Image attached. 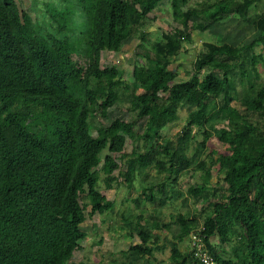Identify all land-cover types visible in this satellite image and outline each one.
Instances as JSON below:
<instances>
[{"label":"trees","instance_id":"16d2710c","mask_svg":"<svg viewBox=\"0 0 264 264\" xmlns=\"http://www.w3.org/2000/svg\"><path fill=\"white\" fill-rule=\"evenodd\" d=\"M162 1L61 0L58 6L46 4L40 22L15 0H0V264H68L86 237L80 228L85 209L90 207L92 216L112 208L97 191L100 175L107 190L119 177L129 187L147 167L163 179L142 188L148 192L144 200H160V207L175 199L174 190L170 198L165 191L182 173H201L189 195L202 204L203 226L197 228L192 214L179 217L169 243L171 264H199L189 245L179 247L191 233L203 239L217 264H264V121L253 122L264 120V82L256 68L264 64V29L241 47L205 44L185 81L177 82L171 67L191 41V31L204 32L231 16L246 20L253 0H197L194 5L166 0L180 28L162 34L143 53L147 65L133 69L131 86L140 92L129 102L137 120L114 119L98 126L95 137L88 130V117H104L122 100L115 84L118 69L101 68V54L118 52ZM262 24L264 16L257 17L254 25ZM259 46L262 54L254 52ZM76 56L86 60L85 66ZM235 100L244 108L241 115L232 106ZM180 109L188 110L185 125L174 140L163 138ZM137 121L144 122L140 134L134 131ZM126 138L136 143L130 154H123ZM211 138L230 153L208 148ZM113 154H121L124 171ZM156 220L136 224L141 243L129 246L124 252L129 260L120 264H150L155 252H163L156 231L169 230L170 223ZM213 237L222 252L212 246Z\"/></svg>","mask_w":264,"mask_h":264},{"label":"rangeland","instance_id":"374dc122","mask_svg":"<svg viewBox=\"0 0 264 264\" xmlns=\"http://www.w3.org/2000/svg\"><path fill=\"white\" fill-rule=\"evenodd\" d=\"M197 0H188L189 5H194ZM20 10H23L29 14V16L40 22L43 13H46V4L53 3L54 5H60L61 0H15ZM262 10L256 8L250 10L246 20H242L239 17L231 16L218 23L207 25L204 32L191 31V41L182 45L181 52L178 60L171 66L174 71L178 73L176 81L187 80L193 70V61L195 58L204 51V45L207 43L215 45L228 44L232 47H241L252 42V40L258 37V31L260 26L254 25L258 13ZM264 14V12L262 13ZM47 22V20H45ZM191 22L201 24L202 22L196 18H193ZM205 25V26H206ZM175 28H180V25L171 17L170 7L166 0L159 3L158 7L148 16V19L144 22L143 27L137 28L135 35L122 43L120 50L116 53L103 52L101 54V68H110L116 66L118 69V79L115 81L117 85V92L121 96L122 100L116 105L112 106L106 111V116L96 114L87 118L88 130L92 137L96 136V128L100 125L108 126L114 119H121L124 122H134L137 120L136 114L132 111L130 105V96L140 91L131 86L133 82L132 72L135 67H145L146 61L143 53L150 49V45L161 40L162 34L170 33ZM143 32V36H139ZM140 37H144L143 40ZM256 54H262L261 47L254 49ZM74 60L81 66H85L86 60L74 57ZM257 72L260 76L259 82H264V64L259 62L256 66ZM234 85L237 92L243 88L238 78L234 77ZM126 86V90L124 89ZM246 88V84L243 85ZM220 98L217 103L220 102ZM212 108L216 106V100H212ZM233 108L236 110L237 115H241L244 108L239 105V102L235 100L232 102ZM187 109H180L178 112V120L168 125L163 131L162 136L165 139L174 140L175 135L178 134L181 128L185 125ZM255 117V116H252ZM264 121L255 118L253 122ZM225 123H218L217 127H221ZM144 122L137 121L134 127V131L138 134L143 131ZM136 143L126 138L123 154H130L133 146ZM140 147L139 151L145 149L142 140L137 141ZM208 148L217 152V154L226 155L230 153L229 147L220 144L215 138H211L208 142ZM108 153L103 151L101 157L104 158ZM122 154V153H121ZM121 154H113L115 162L119 165V171L125 170V165L119 158ZM213 179L215 181L216 166L212 169ZM118 171L114 172L117 175ZM200 172L195 175L188 173H182L178 177V181L174 188L167 186L166 194L167 198L173 196V190L176 192L174 200L166 201V204L162 207L158 206L160 200L155 203H151L144 200L148 192H144L142 188L150 183L156 184L162 179L156 174V170L152 167L141 169L136 175L132 185H126L122 178L112 184V189L107 190L104 187L102 175H100L99 182L97 183V191L105 196V198L112 202V208L109 212L103 214H95L90 216L88 213L90 207L85 209V221L81 224V230L86 234L84 240L79 242V250L73 253V256L67 260L68 264H120L129 260L128 256L124 255L131 245L140 244L141 241L136 234V224L139 222L140 226L151 224L154 220L159 218V221L163 223H170V229H161L156 234L158 238L156 241L165 245L163 252H155L154 257L149 259L150 264H171L168 257L170 255V242L172 236L178 231L179 217L183 214H192L196 218L197 228L203 226L205 214L201 210L202 204L195 203L189 195L190 186L200 183ZM224 186V185H223ZM156 197H161L159 193H156ZM82 201L84 199H81ZM210 199L208 202H204V206H208L209 202H213ZM128 219L130 229L124 228L125 222L123 218ZM140 217V219H137ZM157 221V220H156ZM138 226V227H140ZM212 246H214L218 252H222L221 246L218 243L216 237L210 240ZM190 246L189 241H185L179 245L183 250L188 249ZM224 250H228V246H224ZM224 258L226 254H222ZM139 264H146L145 261H139Z\"/></svg>","mask_w":264,"mask_h":264},{"label":"built area","instance_id":"2783aa9c","mask_svg":"<svg viewBox=\"0 0 264 264\" xmlns=\"http://www.w3.org/2000/svg\"><path fill=\"white\" fill-rule=\"evenodd\" d=\"M190 247L193 249L194 257L199 261V264H217L212 256L209 255L203 239L191 233L189 236Z\"/></svg>","mask_w":264,"mask_h":264},{"label":"crops","instance_id":"0c3cea01","mask_svg":"<svg viewBox=\"0 0 264 264\" xmlns=\"http://www.w3.org/2000/svg\"><path fill=\"white\" fill-rule=\"evenodd\" d=\"M253 1H254V3H253V5L250 7L249 11L252 10V9H254V8L258 9L259 11L262 10L260 13H258V17H262V16H264V14H262V13L264 12V0H253ZM223 20H224V19H223ZM260 27H261V28H259L258 36H259V34L263 31V29H264V24L260 25ZM252 41H253V40H252ZM249 44H250V43H249ZM247 45H248V44H247ZM259 47H261V46H259ZM261 49H262V47H261ZM262 52H263V50H262Z\"/></svg>","mask_w":264,"mask_h":264}]
</instances>
